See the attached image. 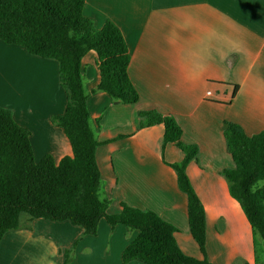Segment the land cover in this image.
<instances>
[{"label":"crops","instance_id":"1","mask_svg":"<svg viewBox=\"0 0 264 264\" xmlns=\"http://www.w3.org/2000/svg\"><path fill=\"white\" fill-rule=\"evenodd\" d=\"M83 15L96 29L105 21L118 27L139 97L136 104H122L98 90L96 53L81 58L88 122L97 142L98 198L106 202V213L118 214L123 203L153 211L175 228L183 254L203 258L171 167L184 154L172 143L162 145V124L140 127L137 113L170 115L181 141L198 150L185 173L204 210L206 259L264 264V241L221 174L234 167L223 137L226 123L247 135L264 131V0H84ZM65 103L55 60L0 41V106L29 132L35 161L50 155L57 164L72 155L62 128L51 121L63 114ZM19 224L0 241V264H62L65 252L70 264H123L121 252L137 235L104 218L93 235L68 221L24 215Z\"/></svg>","mask_w":264,"mask_h":264},{"label":"trees","instance_id":"2","mask_svg":"<svg viewBox=\"0 0 264 264\" xmlns=\"http://www.w3.org/2000/svg\"><path fill=\"white\" fill-rule=\"evenodd\" d=\"M83 7L84 0H0V41L57 62L66 103L63 114L51 121L62 128L72 151L57 164L50 155L35 161L29 132L0 106V241L6 232L19 228L21 215L68 221L88 235L95 234L104 218L111 227L121 224L137 231L121 252L123 264H211L205 257L204 210L185 173L198 150L181 141V129L172 116L152 110L137 113L140 127L162 124V145L172 143L184 154L171 167L187 199L190 235L203 258L183 254L174 239L175 228L153 211L123 203L118 214L109 215L106 202L98 198L97 142L88 122L81 58L89 50L96 53L98 90L122 104H136L139 97L128 76L129 55L120 30L111 21L94 28ZM223 137L234 167L221 174L252 231L264 241V186H258L264 181V131L247 135L228 122ZM62 264H70L69 252Z\"/></svg>","mask_w":264,"mask_h":264},{"label":"built area","instance_id":"3","mask_svg":"<svg viewBox=\"0 0 264 264\" xmlns=\"http://www.w3.org/2000/svg\"><path fill=\"white\" fill-rule=\"evenodd\" d=\"M209 94H210L209 92L206 93V95H209Z\"/></svg>","mask_w":264,"mask_h":264},{"label":"rangeland","instance_id":"4","mask_svg":"<svg viewBox=\"0 0 264 264\" xmlns=\"http://www.w3.org/2000/svg\"><path fill=\"white\" fill-rule=\"evenodd\" d=\"M21 216H24V215H21Z\"/></svg>","mask_w":264,"mask_h":264}]
</instances>
